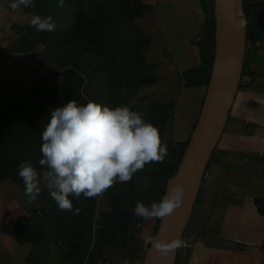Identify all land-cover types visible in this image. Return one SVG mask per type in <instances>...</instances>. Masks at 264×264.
Returning <instances> with one entry per match:
<instances>
[{
	"label": "trees",
	"instance_id": "1",
	"mask_svg": "<svg viewBox=\"0 0 264 264\" xmlns=\"http://www.w3.org/2000/svg\"><path fill=\"white\" fill-rule=\"evenodd\" d=\"M35 3V8L21 6L20 10L51 16L55 31L37 32L30 23L12 24L9 30L18 38L5 50L16 54L30 52L36 68L50 67L55 71L51 74L59 80L54 85L47 84L48 74H40L24 62L25 69L34 71L28 97L24 98L16 84H0V184L10 182L19 196L28 200L23 196L18 165L28 161L38 172L42 171L41 133L54 108L72 99L80 105L93 101L109 108L128 106L139 112L158 128L169 154L163 163H149L137 171L130 182L115 183L102 197L70 195L79 214L59 210L47 188H41L37 206L13 224L14 243L28 246L24 256L28 264H130L134 259L143 264L151 243L143 248L134 242L135 232L147 224V220L134 214L135 205L161 200L166 181L176 173L189 141L174 143L164 134L173 118V100L152 99L151 93L140 96L143 88H151L157 81L158 64L144 57L150 36L137 22L153 18V8L145 0H64L59 8L58 0ZM69 7L74 9L73 18L61 26L62 11ZM203 11L201 38L193 45L199 64L184 71L182 77L185 87H202L205 93L214 54L213 0ZM243 16L246 51L238 91L247 74L253 79L259 77L251 70L252 65L264 66V0H243ZM33 57L38 58L37 62ZM261 76L264 78V74ZM215 152L216 148L206 172ZM254 159L264 165V159ZM253 204L258 215L264 217V197H254ZM155 221L154 234L159 219ZM186 231L187 227L183 236ZM184 249L178 250L176 264H181Z\"/></svg>",
	"mask_w": 264,
	"mask_h": 264
},
{
	"label": "crops",
	"instance_id": "2",
	"mask_svg": "<svg viewBox=\"0 0 264 264\" xmlns=\"http://www.w3.org/2000/svg\"><path fill=\"white\" fill-rule=\"evenodd\" d=\"M209 2L146 0L153 8V18L146 19V35L151 39L148 52H152L151 61L158 64L157 81L150 90L161 100L175 102L173 118L165 131L174 143L189 140L205 94L202 87H185L182 73L199 64L193 45L201 38L203 8ZM10 41L12 37L5 36L0 40V52L8 54L5 57L17 55L5 50ZM251 70L259 77L253 79L247 74L242 78L183 236L190 247L183 250L181 264H264V217L258 215L253 204L254 197H264V165L254 159H264V110H256L252 103L264 102L261 76L264 66L252 65ZM14 71L19 72L15 79ZM33 80V70L0 54V84L29 88ZM19 199L10 182L0 184V261L3 264H18L17 253L24 262L28 250V246L15 245L13 239V224L33 209L31 204L26 207Z\"/></svg>",
	"mask_w": 264,
	"mask_h": 264
},
{
	"label": "clouds",
	"instance_id": "3",
	"mask_svg": "<svg viewBox=\"0 0 264 264\" xmlns=\"http://www.w3.org/2000/svg\"><path fill=\"white\" fill-rule=\"evenodd\" d=\"M58 0L57 7H63ZM35 8V0H14L11 9ZM37 32H52L56 24L51 16L33 14L30 21ZM39 160L42 171L25 161L18 165L24 184L23 196L37 200L43 184L61 211H75L70 195L86 199L102 197L117 182H130L137 171L149 163H163L168 156L157 127L128 106L109 108L88 101L80 105L72 99L55 107L41 133ZM183 186L170 187L159 202H137L134 214L144 220H163L184 203ZM139 226V225H138ZM151 246L163 256L185 247L181 238L168 241L149 237Z\"/></svg>",
	"mask_w": 264,
	"mask_h": 264
},
{
	"label": "water",
	"instance_id": "4",
	"mask_svg": "<svg viewBox=\"0 0 264 264\" xmlns=\"http://www.w3.org/2000/svg\"><path fill=\"white\" fill-rule=\"evenodd\" d=\"M214 54L200 113L176 173L165 184L183 186V206L159 220L153 238L183 239L210 158L223 134L241 80L246 51L243 0H213ZM178 250L163 256L150 246L143 264H176Z\"/></svg>",
	"mask_w": 264,
	"mask_h": 264
},
{
	"label": "rangeland",
	"instance_id": "5",
	"mask_svg": "<svg viewBox=\"0 0 264 264\" xmlns=\"http://www.w3.org/2000/svg\"><path fill=\"white\" fill-rule=\"evenodd\" d=\"M13 2H14V0H0V28L4 29V31L3 30L0 31V40L2 39V36H5V37H10V38L12 37V39L14 41V39H17L18 36L11 33V31L9 30V26L12 24H16V25L27 24V23H30V21L32 19L33 14H30V13L25 14L20 10V8H18L16 10L11 9L10 4ZM145 2H146V0H145ZM72 8L69 7L68 9L62 11V14H61L60 20H59V25L63 26V25L70 23V20L73 18V15H74V13H73L74 9H72ZM146 19H150V18H146ZM146 19H140L137 21L138 24L140 25V27L142 28L144 34H146V30H147V20ZM13 41H10L9 43H11ZM144 57L148 61H151L152 60V52L151 51L146 52ZM4 58L5 59H11V61L16 62L17 64L27 62L28 64L30 63L31 65H33L31 63L32 58H29L30 62L26 61L25 57L19 56V55H16L13 57H5L4 56ZM34 59L37 62L38 58L35 57ZM34 59H33V63L35 62ZM30 64H29V66L31 67ZM46 68L47 69H45V68H43V69H45V71L48 72V73H46V74H48L46 76L47 84H49V85L56 84L59 79L56 76L51 74L55 71H53L50 67H46ZM17 73H19V72L14 71V73H13L14 79L18 76ZM263 88H264V86H263ZM28 89L29 88H27V87L21 88V93L24 96V98L28 97V95H29ZM150 93L152 94L150 88H143L140 92V96L147 95ZM152 99H156V100L159 99L160 100L161 97L152 96ZM252 103L256 105V110H264V102L263 101H261V100L260 101H253ZM165 136H166V134H165ZM41 188H46V187L43 184H41ZM19 200H20V203L24 204L26 207H28L31 204L30 209L35 208L37 206V203L35 201L29 202V201L22 200V198ZM28 211H29V209H28ZM155 223H156L155 219L147 220V224L145 226L141 227L139 231L135 232L134 242L137 243V245H139L143 248L146 247L147 243L150 241L149 237H154ZM138 254H139V252H137L135 255H138ZM19 255H20L19 253H17L15 255L16 262L18 264H28V263H24L22 261V256L19 257ZM130 264H138V261L134 259V261L130 262Z\"/></svg>",
	"mask_w": 264,
	"mask_h": 264
},
{
	"label": "built area",
	"instance_id": "6",
	"mask_svg": "<svg viewBox=\"0 0 264 264\" xmlns=\"http://www.w3.org/2000/svg\"><path fill=\"white\" fill-rule=\"evenodd\" d=\"M1 53H2V52H1ZM17 55L25 57L26 61L30 62V61H29V58H30V55H31L30 52H28V53H19V54H17ZM29 64H30V63H29ZM30 65H31V64H30ZM31 67H32L33 69H36L40 74H46V73H48V72H46L44 69L36 68L34 65H31ZM259 156L262 157L263 154L260 153ZM206 176H207V172L204 174V178H205ZM183 240H184V239H183ZM184 241H185V247H183V248H188V247H190V244H189L186 240H184ZM198 245H199V244H197L196 246H198Z\"/></svg>",
	"mask_w": 264,
	"mask_h": 264
}]
</instances>
